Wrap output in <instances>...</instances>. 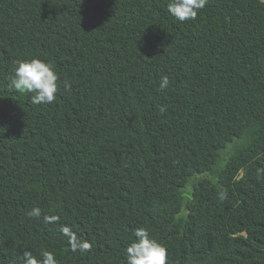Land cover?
<instances>
[{"label":"trees","instance_id":"obj_1","mask_svg":"<svg viewBox=\"0 0 264 264\" xmlns=\"http://www.w3.org/2000/svg\"><path fill=\"white\" fill-rule=\"evenodd\" d=\"M167 2L0 0V264H125L139 227L168 264H264V3L180 23ZM32 58L59 76L52 104L9 87Z\"/></svg>","mask_w":264,"mask_h":264},{"label":"clouds","instance_id":"obj_2","mask_svg":"<svg viewBox=\"0 0 264 264\" xmlns=\"http://www.w3.org/2000/svg\"><path fill=\"white\" fill-rule=\"evenodd\" d=\"M209 0H168L165 5L167 14L180 23L194 21L198 13L203 10ZM264 3V0H261ZM9 87L16 93L30 96L33 105H49L57 99L59 76L53 70L51 63L39 58L30 60H17L14 62L12 75L9 77ZM170 85L167 75H161L159 79V90L165 91ZM65 91L70 90L71 84L67 81L63 85ZM166 106H160L159 112L164 113ZM264 172V169H259ZM225 194L220 193L223 200ZM27 217L39 221L42 210L33 207L26 213ZM45 224H54L59 221L55 215H43ZM59 235L66 241L72 253L81 255L92 250L90 241L80 238L69 225H60ZM134 239L125 249V264H168L167 248L154 239L147 228L139 227L133 231ZM23 264H58L54 252L43 250L37 255L32 251H25Z\"/></svg>","mask_w":264,"mask_h":264}]
</instances>
